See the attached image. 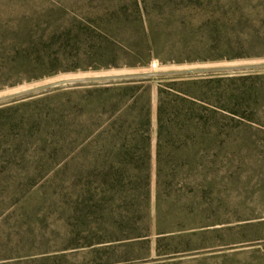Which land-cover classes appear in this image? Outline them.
I'll return each instance as SVG.
<instances>
[{"label":"rangeland","instance_id":"rangeland-1","mask_svg":"<svg viewBox=\"0 0 264 264\" xmlns=\"http://www.w3.org/2000/svg\"><path fill=\"white\" fill-rule=\"evenodd\" d=\"M136 2L155 9L152 12L211 5L230 25L222 26L218 34L253 38L241 49L222 53L264 54V0H0V32L14 24L44 21L37 15L43 8H61L72 18L86 20L94 19L87 15L94 9L108 19L113 17L106 15L108 10ZM124 17L139 16L129 12ZM173 22L169 19L156 37L163 59L173 58L169 52L179 40ZM180 36L191 45L201 41L195 31ZM216 52L193 57L212 58ZM127 62L103 52L74 71L14 85L8 84L36 74L26 68L23 75L2 78L0 264H264V55L165 63L155 58L148 66L135 68L125 66ZM129 80L153 87L149 128L153 191L160 86L173 94L166 100L164 117L166 164L206 167L199 177L170 180L173 191L181 182L186 192L198 191L199 198L186 207L194 214L190 219L171 220L182 240L165 241L159 253L155 235L148 241L136 238L150 227L155 193L149 215L137 209L126 219L118 202L100 190L99 168L106 158L117 161L122 149L112 135L101 136L117 120L119 108L116 98L114 107L108 108L102 97L89 91ZM185 96L197 102L196 114L206 113L207 127L178 125L182 119L177 111Z\"/></svg>","mask_w":264,"mask_h":264},{"label":"trees","instance_id":"trees-1","mask_svg":"<svg viewBox=\"0 0 264 264\" xmlns=\"http://www.w3.org/2000/svg\"><path fill=\"white\" fill-rule=\"evenodd\" d=\"M211 7L209 5L204 8L180 10L170 6L152 12L155 9L143 7L136 2L128 7L115 6L108 10L106 15H113L108 19L102 16V12L93 9L87 15L94 19L87 20L72 18L67 14L68 10L61 8L52 10L43 8L37 15L46 18L44 21L24 27L19 23L14 24L4 30L5 33L0 32V82L3 77L9 76L11 73L23 75L26 73L23 72L26 68L34 71L36 76L20 78L8 85L74 71L92 55L98 56L103 52L117 59L129 61L125 66L134 68L148 66L155 58L165 63L169 60L189 62L195 59L216 60L264 55L243 52L222 53L223 49H231L230 51H235L236 47L241 49L249 45L253 38L250 39L247 36L235 39L222 37L218 32L222 26L230 29L229 22L223 15L224 13L215 11L214 7L211 10ZM74 11L75 13L81 12L79 9H74ZM204 11H207L206 14H203ZM129 12L138 14L139 17L132 20L129 17H124ZM25 13L35 12L26 10ZM155 14L159 18L154 19L152 15ZM169 19L174 20L173 24L178 30L175 37L179 40L169 52V57L173 58L163 59L164 55L159 52L156 37L161 27ZM239 22L241 25L246 24L245 20ZM197 29L200 31H196ZM183 31H187V33L195 31L201 41L195 45L180 41L182 38L180 34ZM167 46L170 47V45ZM208 52L218 54L212 58L200 55L194 56L196 58L193 57L194 53ZM1 87L4 86L0 85ZM152 90L153 87L147 82L129 80L95 87L93 91L89 92L97 93L102 97V104L108 108L114 107L116 98L115 102L119 108L117 120L105 128L101 136L112 135L110 138L122 143V149L119 151L120 157L117 161H110L106 158L99 168V172L103 176L100 181V190L104 195L110 196L118 202L123 211V217L126 219H129L131 213L137 209L148 211L149 215L152 195L155 193L154 214L149 222L150 227L146 234H140L136 238H147L141 241H148L150 240L148 237L155 235V250L159 253L160 245L165 241L182 240V236L178 237V234H175L174 222L171 220L175 217L182 221L190 219L194 214L186 207L194 205L199 198L198 191L191 189L190 193L186 192V188L181 182L180 188L173 191L174 182H170V180L174 178L180 180L182 177L185 180L199 177L206 167L204 168L201 164L188 165L184 163L173 167L166 164L162 155L163 134L166 127L164 117L166 100L173 94L167 86H160L157 90L156 189L153 191L149 136ZM185 97L182 99L183 103L178 101L183 106L182 110L177 111L178 117L182 119L178 125H181L183 129L207 127L206 113L202 116L199 113L196 114L194 111L199 109L196 107L197 102ZM187 102L191 105H187ZM198 107L201 109V106L198 105ZM170 198H174L176 201L173 203L167 200ZM171 255L173 256L172 253L167 254V256Z\"/></svg>","mask_w":264,"mask_h":264}]
</instances>
